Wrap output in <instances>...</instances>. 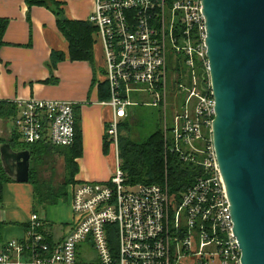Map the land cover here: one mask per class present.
I'll return each mask as SVG.
<instances>
[{
    "label": "built area",
    "instance_id": "built-area-1",
    "mask_svg": "<svg viewBox=\"0 0 264 264\" xmlns=\"http://www.w3.org/2000/svg\"><path fill=\"white\" fill-rule=\"evenodd\" d=\"M88 21L106 59L110 97L104 103L113 115L105 136L116 170L108 182L72 185L75 226L62 242H52L42 231L44 220L32 214L26 237L8 240L0 250V264H241L213 143L215 99L202 0H95ZM169 93L177 114L163 132L166 170L170 155L197 170L178 197L168 184H128L120 157L121 125L137 104L134 96L145 94L164 106ZM23 107L13 133L25 143L74 144L73 102L30 99ZM83 243L96 260H78Z\"/></svg>",
    "mask_w": 264,
    "mask_h": 264
},
{
    "label": "crops",
    "instance_id": "crops-1",
    "mask_svg": "<svg viewBox=\"0 0 264 264\" xmlns=\"http://www.w3.org/2000/svg\"><path fill=\"white\" fill-rule=\"evenodd\" d=\"M59 1L70 20H88L95 8V0ZM0 19L8 20L0 45L1 104L14 103L18 111L30 99L73 102L77 106L76 125L82 150L76 159L79 170L73 184L108 182L116 170V157L114 150L109 149L108 153L104 150L106 124L112 119L113 110L104 103L108 99L100 98L101 86L106 83L101 45L96 49L94 37V62L72 60L70 43L59 29L57 14L44 5L29 6L26 0H0ZM61 54L64 55L62 59ZM19 114L17 112L13 118ZM7 124L6 118H0V138L9 139L15 132V126L9 130ZM33 161L32 156L31 168ZM35 192L29 181L4 182L0 203V250L8 240L26 237L28 222L35 213L44 220L42 231L54 243L62 242L74 228L69 188L66 198L45 206L37 204ZM66 206L69 208L65 209ZM55 225L63 228L58 233L51 231ZM84 245L94 254L88 257L83 251ZM79 253L80 262L97 258L89 244H81Z\"/></svg>",
    "mask_w": 264,
    "mask_h": 264
},
{
    "label": "water",
    "instance_id": "water-1",
    "mask_svg": "<svg viewBox=\"0 0 264 264\" xmlns=\"http://www.w3.org/2000/svg\"><path fill=\"white\" fill-rule=\"evenodd\" d=\"M202 4L215 99L213 143L241 264H264V0ZM0 156L10 178L30 180L29 149L3 142Z\"/></svg>",
    "mask_w": 264,
    "mask_h": 264
},
{
    "label": "trees",
    "instance_id": "trees-1",
    "mask_svg": "<svg viewBox=\"0 0 264 264\" xmlns=\"http://www.w3.org/2000/svg\"><path fill=\"white\" fill-rule=\"evenodd\" d=\"M26 2L29 6H47L57 14L59 29L70 43V56L72 60H89L94 62L93 43L96 28L93 24L88 20H70L68 18L63 20L61 16L65 12L59 0H26ZM7 25L8 20L0 19V45L2 44V38ZM60 56L61 59L64 58L63 54ZM100 92V98L109 99L110 95L107 83L101 86ZM17 109L18 107L14 103L1 104L0 102V118L14 117L18 112ZM124 123L121 125V131L125 128ZM17 136L15 133H12L9 139L0 138V143L7 140L14 149H29L33 160L37 159L41 161L43 156L52 151L51 149L61 150L65 156L67 179L65 180V184L59 188L53 186L47 188L41 187L39 181L36 179L34 168H31L29 182L34 185L37 204L45 206L55 203L60 198H66L70 182H76L75 175L79 170L76 159L82 154L77 125L75 142L71 146H55L45 144L44 142L35 144L26 143L25 145L18 141ZM104 150L108 153V142L104 144ZM120 157L123 161L122 168L126 174L128 184H168L171 194L175 197H178L180 191L187 189L192 184L197 174V170L194 167L182 164L175 155L168 157L166 170L165 142L163 132L159 130L142 140V142L131 140L125 134H121ZM11 180L4 171L0 161V203L2 202L3 184Z\"/></svg>",
    "mask_w": 264,
    "mask_h": 264
},
{
    "label": "rangeland",
    "instance_id": "rangeland-1",
    "mask_svg": "<svg viewBox=\"0 0 264 264\" xmlns=\"http://www.w3.org/2000/svg\"><path fill=\"white\" fill-rule=\"evenodd\" d=\"M100 43L101 42H97L96 49L99 48V45H101L103 49V46ZM103 55H104V49H103ZM103 66L105 69L106 68L105 56H104ZM170 79L171 77H168L169 81ZM176 94L178 93L176 92L175 95ZM134 97H135L134 100L137 101V104L130 107L131 115L128 119H126L124 123L125 128L122 129V134H125L131 140L142 142V140L146 139L148 136H150L151 134H153L158 130L162 132H166L167 129L170 130L173 127L172 119L176 117L177 112L175 111V106L172 107V99L174 97L171 96L170 93L168 94L167 97L168 105L164 104V106H160L162 103L156 106L153 105L151 103V100L145 94H137V96ZM181 99L179 100L177 98L176 102H174L179 108L181 107ZM23 109L24 107L19 109L18 113H22ZM6 120L8 123L7 127L9 128V130H12L14 126V118L10 117V118H6ZM3 135L6 137V133H4V131H3ZM7 135L9 137V134ZM15 135L17 136L18 134L16 133ZM168 135L171 136L170 131L168 132ZM17 137L19 142L26 145L25 141L21 137H19V135ZM106 142L107 139L105 138V143ZM45 144H50V143H45ZM51 150L52 151L50 153H48L47 155L41 158V161L34 159L32 167L34 168L36 179L39 181L41 187L43 186L47 188L53 186L59 188L60 186L65 184V180L67 179L66 164L61 150H55V149H51ZM73 183L74 182L72 183L70 182V185L68 187L69 190H71ZM172 197L174 196L172 195ZM67 208L69 207L66 206L65 209ZM57 225H55L53 229L50 228V230L51 231L54 230L58 233L60 231V228L63 227L60 226L56 227ZM84 246L85 247H83V251L86 253L88 257L92 253L94 254L92 249L90 250L87 245Z\"/></svg>",
    "mask_w": 264,
    "mask_h": 264
}]
</instances>
